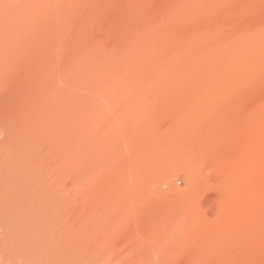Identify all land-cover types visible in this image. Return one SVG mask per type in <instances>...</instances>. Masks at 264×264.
<instances>
[{
	"label": "rangeland",
	"instance_id": "374dc122",
	"mask_svg": "<svg viewBox=\"0 0 264 264\" xmlns=\"http://www.w3.org/2000/svg\"><path fill=\"white\" fill-rule=\"evenodd\" d=\"M0 264H264V0H0Z\"/></svg>",
	"mask_w": 264,
	"mask_h": 264
}]
</instances>
